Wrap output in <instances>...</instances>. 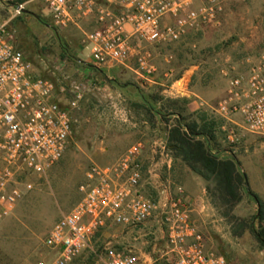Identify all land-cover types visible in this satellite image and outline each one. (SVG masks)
Returning a JSON list of instances; mask_svg holds the SVG:
<instances>
[{
	"label": "rangeland",
	"instance_id": "374dc122",
	"mask_svg": "<svg viewBox=\"0 0 264 264\" xmlns=\"http://www.w3.org/2000/svg\"><path fill=\"white\" fill-rule=\"evenodd\" d=\"M19 3L24 10L15 15L14 6ZM198 4L200 0L194 6ZM221 7L217 24L199 25L176 41L151 48L155 72L150 81L135 73L125 78L90 75L91 59L88 50H82L76 28L49 25L40 0H0V23L15 29L16 44L35 71L65 89L62 102L69 100L71 84L86 86L81 101L70 108L72 126L65 154L45 174L32 176L31 188L0 219V264H35L52 256L44 238L59 216L80 199L79 185L90 164L110 163L136 141L165 144L167 129L175 121L172 116L161 119L155 110L189 117L206 111L220 119V149L228 151L225 156H234L240 168L244 163L249 190L264 202V136L243 129L239 115L232 116L231 122L213 110L225 94L228 77L244 73L264 56V0H222ZM180 75L185 78L184 94L171 87ZM229 128L235 132L233 141L227 138ZM161 182L169 190L178 184L169 176ZM144 188L152 196L158 192L152 184ZM198 211L191 202V217L207 246L222 253L229 264H264V246L247 228L242 229L244 223L255 229L261 225L254 217L257 204L247 191L230 212L210 207L200 217ZM110 238L95 236L68 264H104L103 247ZM128 240L125 243L136 251L156 259L155 264L171 263L164 255L163 238L150 223L133 229Z\"/></svg>",
	"mask_w": 264,
	"mask_h": 264
},
{
	"label": "built area",
	"instance_id": "2783aa9c",
	"mask_svg": "<svg viewBox=\"0 0 264 264\" xmlns=\"http://www.w3.org/2000/svg\"><path fill=\"white\" fill-rule=\"evenodd\" d=\"M196 1L40 0L49 25L80 32L92 65H124L148 79L155 72L152 47L176 41L199 25L218 23L222 0H200L194 6ZM23 10L22 3L14 6L15 15ZM184 79L180 75L171 84L179 94L187 89ZM64 90L35 71L16 44L15 29L0 23V219L31 188L30 178L45 174L67 150L70 108L81 101L86 86L71 84L66 103L61 100ZM213 110L231 122L239 115L243 129L264 136V56L244 73L228 77L225 94ZM227 131L233 141L234 129ZM142 149L143 143L136 141L114 161L87 167L79 185L80 199L44 238L52 256L35 264H68L103 230L135 229L147 223L163 238L170 264H229L223 254L207 246L182 188H164L155 196L141 188ZM103 262L155 264L156 259L130 245L106 242Z\"/></svg>",
	"mask_w": 264,
	"mask_h": 264
},
{
	"label": "trees",
	"instance_id": "16d2710c",
	"mask_svg": "<svg viewBox=\"0 0 264 264\" xmlns=\"http://www.w3.org/2000/svg\"><path fill=\"white\" fill-rule=\"evenodd\" d=\"M21 1V0H19ZM186 101V99H183ZM161 119H168L161 111L155 110ZM174 114L175 123L168 127L165 149L180 158L193 172L206 181V193L210 203L217 209L224 207L227 212L241 200L245 190L257 204L255 218L260 221L259 229L242 224L255 239L264 246V202L256 193L249 190L247 176L234 157H221L217 132L221 120L201 112L196 117L184 116L178 111Z\"/></svg>",
	"mask_w": 264,
	"mask_h": 264
},
{
	"label": "crops",
	"instance_id": "0c3cea01",
	"mask_svg": "<svg viewBox=\"0 0 264 264\" xmlns=\"http://www.w3.org/2000/svg\"><path fill=\"white\" fill-rule=\"evenodd\" d=\"M82 50L85 49L82 48ZM87 70H89L88 73L90 75H93L95 73L105 76H108L109 74H115V76L122 78H125L131 73H135V71L131 67H126L119 64L102 65L98 67L94 65H87ZM146 79L150 80L148 78ZM169 116H172L174 118L175 115L170 114L167 117L169 118ZM157 152L159 156L157 155ZM227 152L228 151L226 149H222L219 153V156L234 157L225 156L224 154H226ZM141 162L143 166V180L141 183V188L143 190H145L144 186H146V184H152V186L155 187L157 191L167 188L168 186H166V184L163 185L161 180L165 179V176H169L171 179H174L178 182V184H175V187H180L188 193V197L190 198L192 204L195 205V208L200 209V211H198L200 212V217L208 214L207 211L210 207L211 209H214L206 193V181L204 180V178L193 172L180 158L173 157L165 149L164 142H161L159 144L158 141H152L151 143L143 144V149L141 152ZM241 164L243 166V169H241L247 176V171L245 168L246 166L244 165V163ZM212 214L214 215V213ZM132 230L133 229H129L126 227L116 226L103 230L100 235L105 238L107 236L111 237L107 241L109 243L132 246L129 243H125L126 241H129L128 237L130 236ZM242 233L245 234V232Z\"/></svg>",
	"mask_w": 264,
	"mask_h": 264
}]
</instances>
